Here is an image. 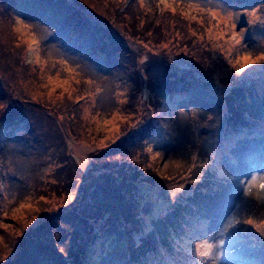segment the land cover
Returning a JSON list of instances; mask_svg holds the SVG:
<instances>
[{
	"label": "rangeland",
	"instance_id": "obj_1",
	"mask_svg": "<svg viewBox=\"0 0 264 264\" xmlns=\"http://www.w3.org/2000/svg\"><path fill=\"white\" fill-rule=\"evenodd\" d=\"M40 1L0 0V264L72 205L92 264H264V0Z\"/></svg>",
	"mask_w": 264,
	"mask_h": 264
},
{
	"label": "trees",
	"instance_id": "obj_2",
	"mask_svg": "<svg viewBox=\"0 0 264 264\" xmlns=\"http://www.w3.org/2000/svg\"><path fill=\"white\" fill-rule=\"evenodd\" d=\"M2 1L4 2V4H10L9 2H7V0H2ZM24 1L28 2L29 4L35 3L36 5H38V4L42 5V2L40 0H35V2H34V0H24ZM78 1H81V0H75L74 2L77 3ZM128 2L129 1H127V3ZM12 3L20 4L21 9L26 11L25 7H23V5L20 3V0H12ZM116 8L114 10H116ZM127 9L128 8H126V6H125V8L119 9V11L121 13L122 12L125 13ZM73 20L74 19L68 20V21L65 20L63 23L66 22L69 26L70 32L73 33L75 31L73 33V34H75L76 32H78V30L80 31L84 27V26L82 27V23H83L84 19H82L80 21V24H78V27H77V25L74 24ZM60 23L62 24V22H60ZM127 32L129 33L130 31H127ZM110 39H109V42H112ZM112 39H113V43H117L119 41L118 38H116L115 36ZM112 48L113 49H111V50H113V52L114 51H120V53L122 52L121 48H114L113 46H112ZM126 49H127V52H125V56H126L125 61L127 63L130 62L131 65L134 66V63H135V60L133 58L134 52L128 48V45H127ZM106 51H110V49H108ZM149 65L150 64L139 65V67L144 66V70L146 73V75H145L146 80H147L148 76L151 75L149 73ZM153 77H155V79H156L155 82L159 81V75H155V73H154ZM136 83H138V84L140 83L139 78L137 79ZM147 83H149L148 80H147ZM132 85L134 86L135 84H132ZM152 85H153V82H152ZM136 87L137 86L133 87L132 89H130V91H135ZM243 104H244L243 102L240 103L241 106ZM242 109L245 110L246 108L242 106ZM10 112L11 111H9L8 114ZM237 112L239 113V110H237ZM11 115H13L12 120L15 119L16 121H14V123H16L18 121V119H20L21 116H24V113H20V114L19 113H15V114L11 113ZM14 123H12L10 125H13ZM246 126H248V125H246ZM240 130H241V128H240ZM246 134H247V132H246ZM66 146H67V144L65 142L63 144V146H56V148H55V151H56L55 162H57V163L55 164L54 169L55 168H57V169L54 172H60V170H64V169H68L70 172L68 171L67 175L59 176L58 179L56 181L52 182L51 184H53L54 188H57L60 184L59 182L61 180H63L62 178H64V179L67 178V182L64 184V186H62L64 188V190H66V193H67V190L69 191L68 185L72 181L71 180L72 177L69 176V174L71 173V171H78V163H77V160L75 159V157L72 158L68 155H65V154H67ZM113 148H117V146H115ZM130 148H132V146L129 145L128 149H130ZM124 150H126V149H119L118 148L117 151L113 150V154H111V155L120 154V157L124 158V157H126L125 156L126 153L124 152ZM114 152H117V153H114ZM64 197L66 199L67 194H65ZM65 206L66 205L61 206V207H65ZM76 210H77V206L72 205L69 210L62 212V214L67 215V217H68V219H70V221L63 220V219L59 220V221H61L62 226L64 225L65 228H67L71 232V234H69V233L65 234V240L63 242V246H60V248H59L58 244H55L56 245L55 248L57 249V250H55V253L56 252L58 253L59 259H57L55 255L51 254L50 247L48 245H45V242L42 241L43 239H45L48 236V234H53L52 229L56 228L54 225L55 221L48 222L47 219H45L36 227V231L33 233L36 235L35 237H31L32 234L29 232L22 235V239L20 240V245L22 246L21 247L22 253H20V252L17 253V255L15 256L16 261L14 262V264H41L42 262H45V264H92L91 257H90L91 252L87 253L86 248H85V244L81 241L84 238V235H86L85 232L87 231V225L86 224H79L80 223L79 220L78 221L77 220L71 221V218L75 215ZM59 214H61V212ZM91 216H93V215L85 213L84 219L89 220L88 217L92 218ZM115 223H116L115 221L111 222L112 225H117ZM88 236H89V240H90L91 235H88ZM38 238H40V239H38ZM79 241L82 243L80 246H79ZM117 241H118L117 238L111 239L109 247L106 250V252H109V255H110V253L111 254L112 253L117 254L118 248L115 247ZM55 242H57V241H55ZM123 246H124V244H122L121 248ZM121 248L119 249L120 252H121ZM58 250H60V251H58ZM104 257H105V255H104ZM122 259H123V256L120 255L117 264H121Z\"/></svg>",
	"mask_w": 264,
	"mask_h": 264
},
{
	"label": "clouds",
	"instance_id": "obj_3",
	"mask_svg": "<svg viewBox=\"0 0 264 264\" xmlns=\"http://www.w3.org/2000/svg\"><path fill=\"white\" fill-rule=\"evenodd\" d=\"M164 6H169L167 3H165V5ZM146 10H148V9H146ZM261 185L262 184H260V185H257V187H261Z\"/></svg>",
	"mask_w": 264,
	"mask_h": 264
},
{
	"label": "snow or ice",
	"instance_id": "obj_4",
	"mask_svg": "<svg viewBox=\"0 0 264 264\" xmlns=\"http://www.w3.org/2000/svg\"><path fill=\"white\" fill-rule=\"evenodd\" d=\"M165 3H167V0H165ZM261 187H264V184H262Z\"/></svg>",
	"mask_w": 264,
	"mask_h": 264
}]
</instances>
